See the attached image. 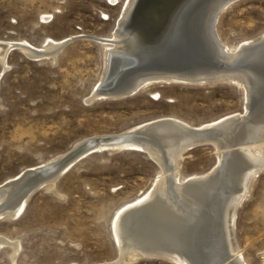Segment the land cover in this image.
Instances as JSON below:
<instances>
[{
	"label": "rangeland",
	"instance_id": "374dc122",
	"mask_svg": "<svg viewBox=\"0 0 264 264\" xmlns=\"http://www.w3.org/2000/svg\"><path fill=\"white\" fill-rule=\"evenodd\" d=\"M126 1L0 0V55L5 53L6 63L3 71L0 64V184L95 135L122 133L162 117L198 127L245 113L248 97L233 82L152 83L125 97L88 102L102 71L99 43L75 39L55 59L31 58L10 46L21 42L40 50L47 40L66 41L76 34L104 39L116 29ZM214 27L220 42L232 49L259 37L264 0L231 2ZM180 163L184 179L209 173L217 159L213 146L204 144L184 151ZM158 171L143 150L91 151L56 180L55 193L41 187L18 218L0 219V236L19 246L13 260L11 248L1 246L0 264L116 261L115 215L152 188ZM251 181L235 209L233 235L244 264H264V168ZM123 262L174 264L162 256Z\"/></svg>",
	"mask_w": 264,
	"mask_h": 264
},
{
	"label": "bare ground",
	"instance_id": "6f19581e",
	"mask_svg": "<svg viewBox=\"0 0 264 264\" xmlns=\"http://www.w3.org/2000/svg\"><path fill=\"white\" fill-rule=\"evenodd\" d=\"M170 1H126L113 33L104 39L96 38L95 42L102 48V71L98 85L86 101L117 97L140 84L142 87L150 85V76L139 74L143 68L141 73L159 64L170 70H183V67L198 70L200 66L191 65L203 64V57L212 55L224 63H242L239 69L233 67L227 71L237 76H232L230 81L240 86L248 97L245 113L229 115L212 131L207 128L222 118L194 126L192 130L189 128L192 126L178 119L162 117L122 133L87 138L48 164L0 184V219L18 218L36 182L55 193L58 173L74 157L63 165L60 163L72 150L78 148V156L93 148L109 151L129 146L139 151L142 148L159 165V171L147 193L117 211L113 230L119 256L110 264L130 263L148 254L165 257L174 264H244L234 240L233 221L235 209L246 197L252 178L264 168V33L232 49L223 45L212 31L215 21L211 27V16L220 0H209L206 5L203 0H179L171 5ZM152 3L149 17L161 5L166 8L163 21L172 19L175 28H181L176 36H169L171 41L167 35L160 39L161 34L157 36L160 40L155 39L142 25H127L134 13ZM200 11L204 12L203 18L195 16ZM64 42L50 39L40 50L21 42L10 46L22 49L31 58L50 56L55 59ZM4 57L2 53L1 71L6 69ZM139 78L142 81H138ZM257 109L263 113L253 114ZM108 136L122 139L102 141ZM196 136L211 142L217 164L205 175L181 179L179 167L184 149L181 144L197 139ZM83 143H88L89 147L80 152L79 146ZM4 245L11 248L13 260L19 249L18 242L0 236V247Z\"/></svg>",
	"mask_w": 264,
	"mask_h": 264
},
{
	"label": "water",
	"instance_id": "95a60500",
	"mask_svg": "<svg viewBox=\"0 0 264 264\" xmlns=\"http://www.w3.org/2000/svg\"><path fill=\"white\" fill-rule=\"evenodd\" d=\"M140 1V0H139ZM179 0H171L170 1V5L171 4H176L178 3ZM207 1L209 2V0H203L204 5L207 4ZM235 0H220L219 4H217V6L214 8V12L211 16V27L213 26V21H216L218 14L227 6L229 5L231 2H233ZM143 2V0H142ZM153 6V3L148 6L146 9L144 10H140L139 12H136L133 14V16L131 17V19H129L127 21V25L128 26H132V27H137V26H141L143 28H145L146 32H148V35H151L152 37H155V39L157 38L158 40H160L164 35H167L168 39H170V41L172 40L170 37H174L177 35V33H180V29L177 30V28H175L174 24L172 23V19L171 20H165L163 21L164 18V14L166 13V8H163L161 5H159V7H157V11L153 14L150 15L149 17V9ZM202 10V9H201ZM147 11V12H145ZM198 12V11H197ZM204 12L200 11V13H196V17L198 18L201 17L203 18L204 16ZM148 16V18H147ZM165 22V23H162ZM186 23V22H184ZM215 24V22H214ZM181 25V24H180ZM181 27V26H180ZM182 31L183 33L184 31V26L182 27ZM212 31L215 34V28L212 27ZM175 33V34H174ZM160 39L157 37L158 35H160ZM170 36V37H169ZM80 38H87V39H92L94 41H96V37L94 36H89L86 34H76L74 35L72 38L67 39L62 46H64L65 44L69 43L70 41H73L75 39H80ZM167 39V40H168ZM169 51V50H168ZM173 52V51H172ZM171 52V53H172ZM180 56V55H179ZM203 64L200 63H194V65H191V67L196 68L199 67L198 70H185L183 67L181 70L180 68H174L172 70H170V68L168 67H163V64H159L155 67H151L148 72L144 71L143 73H141L143 71V69L140 71V75L143 74L146 76H150V84L152 83H162V82H168V83H190V84H210V83H216V82H232L230 81L232 78L230 72H228L231 68L235 67L236 68H240V66H242V63H224L220 60H218L217 58H214L212 55L208 56L205 55L203 57ZM200 64V65H199ZM180 67V65H178ZM150 67V66H149ZM190 67V68H191ZM201 69V70H199ZM228 70V71H227ZM157 71H163V72H157ZM143 78V76H140ZM237 77V76H234ZM140 80L138 81H142L141 78H139ZM143 84H140L138 86H136V88H134L133 90H129L127 92H124L120 95H118L117 97H108V98H121V97H125L128 95H131L133 93H135L137 90L141 89ZM230 117V116H229ZM227 117H224L218 121H216V123H214V125L208 127L207 129H210L211 131L216 127V125L223 123V121L227 120ZM164 120V119H163ZM154 122H159V121H154ZM161 122V121H160ZM190 129L194 130L193 127H189ZM120 137V138H119ZM123 137V136H122ZM197 139H192L190 141H184V143L181 144L182 147H184L183 152L191 149L193 147L199 146V145H204V144H208V145H212L210 141H206V140H202L203 137L201 136H196ZM202 138V139H201ZM122 139L121 136L118 137H104L102 141H115V140H120ZM89 144L88 143H83L81 146H79L80 148V152L83 151L84 149L88 148ZM121 149H135L133 147H122ZM78 148L72 150L66 157V159H63V161H61V165L64 164V162L66 161H70V159H72L74 157V159L72 160V162L68 163L67 165H65V168H63L59 173L58 176L56 178V180L67 170L69 169L78 159H80L81 157L87 155L88 153H90L91 151L94 150H98V148H93L90 150H87L85 153L83 154H79L78 156H76L79 152H78ZM143 150L147 153L146 150L144 149H140ZM148 154V153H147ZM150 156V155H149ZM151 157V156H150ZM152 158V157H151ZM60 165H57V167H59ZM56 167V168H57ZM55 170V169H53ZM41 184L38 182H36L35 187L33 188V190L31 191L30 195H32L33 192H35L36 190H38L39 188H41L42 186H40ZM146 256H153L156 257L154 255H146Z\"/></svg>",
	"mask_w": 264,
	"mask_h": 264
}]
</instances>
